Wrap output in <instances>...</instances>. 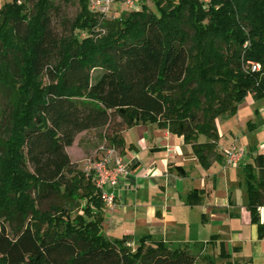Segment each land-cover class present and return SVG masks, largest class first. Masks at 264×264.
Instances as JSON below:
<instances>
[{"label": "trees", "instance_id": "obj_1", "mask_svg": "<svg viewBox=\"0 0 264 264\" xmlns=\"http://www.w3.org/2000/svg\"><path fill=\"white\" fill-rule=\"evenodd\" d=\"M55 1L0 7V264H196L151 237L136 249L128 237L109 241L101 191L66 149L105 130L122 155L123 133L153 124L183 138L205 170L220 162L217 121L249 95L264 99V0H157L159 15L143 6L113 20L78 0L64 33ZM244 172L264 240V154ZM5 222L16 223L12 234Z\"/></svg>", "mask_w": 264, "mask_h": 264}, {"label": "crops", "instance_id": "obj_2", "mask_svg": "<svg viewBox=\"0 0 264 264\" xmlns=\"http://www.w3.org/2000/svg\"><path fill=\"white\" fill-rule=\"evenodd\" d=\"M231 119L217 121L221 161L209 170L183 138L167 130L148 124L125 131L121 158L130 174L116 189L114 205L105 208L103 235L109 241L128 237L134 249L141 238L151 237L170 250L190 253L196 264H264V240L247 209L246 161L229 170L220 152L227 148ZM194 190L204 194L199 205L189 206ZM259 212L263 221V209Z\"/></svg>", "mask_w": 264, "mask_h": 264}, {"label": "rangeland", "instance_id": "obj_3", "mask_svg": "<svg viewBox=\"0 0 264 264\" xmlns=\"http://www.w3.org/2000/svg\"><path fill=\"white\" fill-rule=\"evenodd\" d=\"M123 1L117 0L116 2L118 3L114 5V14H116L117 18L127 13L123 12L119 4L123 3ZM156 1L137 0V3L139 8L145 6L154 14L159 15ZM5 2L7 3V1H0V7ZM55 5L60 7L62 13V17L54 21L55 29L61 33L68 32L70 24L74 22L80 11L79 2L78 0H56ZM85 36L86 34L84 33L82 37L84 38ZM248 119H252V122L247 123ZM231 121V125L225 130L226 138L224 139V146L227 147L225 149L231 148V145H236L249 156L264 154V99L255 101L254 99L246 98L238 115L231 119ZM104 132L105 130H97L81 133L76 137L73 146L66 149L71 161L78 165L80 171H83L89 161H98L100 157H103L104 152L102 148L106 147L107 144L103 138ZM226 150L220 152L225 154ZM249 156L245 159V165L252 161ZM229 168V170H236L239 166ZM217 175V178L221 176L219 173ZM41 207L42 210H47L50 208V203L46 202ZM5 224L9 233L12 234L16 223L5 222Z\"/></svg>", "mask_w": 264, "mask_h": 264}, {"label": "built area", "instance_id": "obj_4", "mask_svg": "<svg viewBox=\"0 0 264 264\" xmlns=\"http://www.w3.org/2000/svg\"><path fill=\"white\" fill-rule=\"evenodd\" d=\"M9 1V0H0ZM117 0H88L90 11L96 15H100L107 20L116 19L114 14V5ZM204 5H209L211 0H199ZM123 12L138 11L139 8L137 0H124L123 3H119ZM248 47V43L245 48ZM249 69L252 72L260 71V66L255 63H249ZM104 152L103 157H100L98 161H89L84 167L83 171L90 177L96 187L101 191V198L106 207H111L115 203V191L120 187L121 182L129 176L130 171L126 164L122 160L119 151L114 147H110L106 144V147L102 148ZM249 155L233 145L223 155L224 164L227 167H238Z\"/></svg>", "mask_w": 264, "mask_h": 264}]
</instances>
